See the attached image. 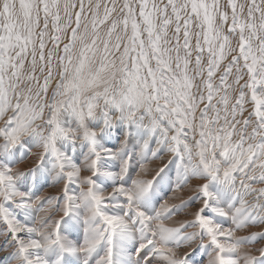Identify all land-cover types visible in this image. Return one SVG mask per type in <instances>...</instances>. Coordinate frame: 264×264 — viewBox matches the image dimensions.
I'll return each mask as SVG.
<instances>
[{
  "label": "snow or ice",
  "instance_id": "snow-or-ice-1",
  "mask_svg": "<svg viewBox=\"0 0 264 264\" xmlns=\"http://www.w3.org/2000/svg\"><path fill=\"white\" fill-rule=\"evenodd\" d=\"M0 264H264V0H0Z\"/></svg>",
  "mask_w": 264,
  "mask_h": 264
},
{
  "label": "rangeland",
  "instance_id": "rangeland-1",
  "mask_svg": "<svg viewBox=\"0 0 264 264\" xmlns=\"http://www.w3.org/2000/svg\"><path fill=\"white\" fill-rule=\"evenodd\" d=\"M47 191L55 193L56 189L55 188H49V189H47ZM198 258H199V254H198Z\"/></svg>",
  "mask_w": 264,
  "mask_h": 264
}]
</instances>
